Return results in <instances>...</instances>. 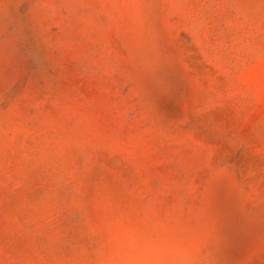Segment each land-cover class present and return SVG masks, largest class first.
Returning a JSON list of instances; mask_svg holds the SVG:
<instances>
[{
  "label": "rangeland",
  "instance_id": "374dc122",
  "mask_svg": "<svg viewBox=\"0 0 264 264\" xmlns=\"http://www.w3.org/2000/svg\"><path fill=\"white\" fill-rule=\"evenodd\" d=\"M0 264H264V0H0Z\"/></svg>",
  "mask_w": 264,
  "mask_h": 264
}]
</instances>
